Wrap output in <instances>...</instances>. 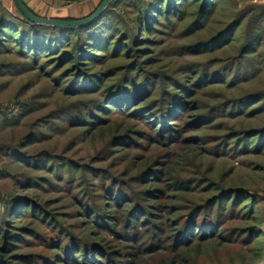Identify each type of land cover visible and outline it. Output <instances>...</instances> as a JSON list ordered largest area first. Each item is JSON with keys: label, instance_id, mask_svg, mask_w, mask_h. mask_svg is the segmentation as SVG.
<instances>
[{"label": "rangeland", "instance_id": "1", "mask_svg": "<svg viewBox=\"0 0 264 264\" xmlns=\"http://www.w3.org/2000/svg\"><path fill=\"white\" fill-rule=\"evenodd\" d=\"M90 1L23 0L61 21ZM139 1L96 49L0 29V264H264V0H162L148 20Z\"/></svg>", "mask_w": 264, "mask_h": 264}, {"label": "trees", "instance_id": "2", "mask_svg": "<svg viewBox=\"0 0 264 264\" xmlns=\"http://www.w3.org/2000/svg\"><path fill=\"white\" fill-rule=\"evenodd\" d=\"M162 2V0H140L139 4L136 5L137 13H139L143 19L148 20L151 18V15L154 12L158 11V5ZM181 0H166V7H172L173 4L180 2ZM121 0H111L109 3L107 10L104 15L99 18V20L93 24L79 27V28H49L42 25H34L29 22L22 14L19 20H17V25L14 23H8L5 20L4 14L0 13V29L1 31H6L7 29H11L20 35V42L24 43V46L28 48L30 51L39 50L40 48L43 50L53 49V50H61L66 44H68L71 40V37H76L80 40L81 35L84 33L86 35L85 47H90L91 49H96V44H93V31H101L99 28V24L102 22V19L110 14L111 10H114L119 4ZM215 6L214 0H205L202 4V11H207L209 7ZM27 7V6H26ZM27 9L33 13L28 7ZM52 30L54 33L51 35H45L44 31ZM93 30V31H92ZM92 32V33H91ZM105 32V30L103 31ZM95 33V32H94Z\"/></svg>", "mask_w": 264, "mask_h": 264}, {"label": "water", "instance_id": "3", "mask_svg": "<svg viewBox=\"0 0 264 264\" xmlns=\"http://www.w3.org/2000/svg\"><path fill=\"white\" fill-rule=\"evenodd\" d=\"M14 1L20 13L32 24L50 26V27H60V28H73L78 26H84L86 24L95 21L102 15L106 7L111 2V0H104L100 8L92 16L86 19L77 20V21H61V20L38 17L27 9L23 0H14Z\"/></svg>", "mask_w": 264, "mask_h": 264}, {"label": "crops", "instance_id": "4", "mask_svg": "<svg viewBox=\"0 0 264 264\" xmlns=\"http://www.w3.org/2000/svg\"><path fill=\"white\" fill-rule=\"evenodd\" d=\"M97 2H98V0H91L90 2L79 3V4H76L75 6L67 7V8H63V9L67 11V12L65 11V13H67L66 15L77 16L76 14L79 11V13H80L79 15L83 16L84 14L87 13L88 10H91V8L94 7L97 4Z\"/></svg>", "mask_w": 264, "mask_h": 264}]
</instances>
